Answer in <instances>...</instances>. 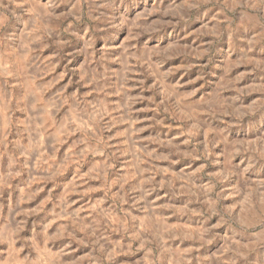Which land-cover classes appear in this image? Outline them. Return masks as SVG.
Listing matches in <instances>:
<instances>
[{"label": "clouds", "instance_id": "1", "mask_svg": "<svg viewBox=\"0 0 264 264\" xmlns=\"http://www.w3.org/2000/svg\"><path fill=\"white\" fill-rule=\"evenodd\" d=\"M206 20L213 35L241 48L253 71L264 72V60L248 59L264 40V0H0V264H264V77L247 101L248 90L228 73L219 84L205 80L208 87L194 95L181 92L179 81L165 86L168 73L154 59L165 36ZM59 64L72 91L56 87L51 69ZM133 89L140 91L131 96ZM117 96L123 102L112 111L120 115L111 116L105 101ZM144 99L141 110L155 115L133 128L142 123L133 104ZM77 122L84 130L69 139ZM125 122L129 129L106 136ZM173 126L180 132L171 139L139 136L144 127ZM89 149L103 156L91 177L101 181L102 198L69 211L76 203L69 193L96 190L79 172L59 182L55 196L46 185L32 186L37 176L51 179L70 150L83 161ZM183 160L202 163L173 171ZM48 202L46 216L33 219ZM49 214L53 221L45 223ZM59 219L67 223L51 233ZM57 240L65 243L56 248ZM73 245L88 251L73 256ZM140 251L143 257L116 259Z\"/></svg>", "mask_w": 264, "mask_h": 264}, {"label": "rangeland", "instance_id": "2", "mask_svg": "<svg viewBox=\"0 0 264 264\" xmlns=\"http://www.w3.org/2000/svg\"><path fill=\"white\" fill-rule=\"evenodd\" d=\"M214 23V22H213ZM213 23H209L207 20L204 22L203 25H196L195 29L189 30L188 32L181 33L177 36L173 33V36L169 38L165 36L164 43L161 44L159 48L156 49V55L154 57L155 60H158L160 63L158 65L159 71L161 73H168L164 77V84L165 86L169 84H175L177 81L183 86L179 90L181 92H191L194 95H199L200 92H203L208 85L205 83V80L215 81L217 84L220 83L221 78L228 73L229 75V82L236 83L237 88L247 89V95H243L241 99L247 101L251 99V97L258 95V93L251 91L253 85L258 84L260 82V78L264 77V72L259 71V69L253 71L252 64L245 61V57L243 51L240 47L234 46L230 44L224 36H217L213 35ZM170 31V30H169ZM156 33L154 35H158ZM211 49V63H209L208 51ZM51 50H45L44 56H48V53ZM248 59H255V60H264V40L258 41L254 46L252 52L249 54ZM207 65V67H203ZM72 65H69L71 68ZM209 73L204 79H198L201 75V71ZM65 72L63 64L56 65L51 69V74L56 76L59 74L58 79L59 83L56 84V87H59L61 84L67 85L68 91H72L73 84L69 81V76L64 75ZM51 78V77H49ZM203 85V87H201ZM140 89H133L130 91L131 96L137 95ZM233 93H225V95H232ZM151 90L146 89L144 92V96H150ZM123 102L122 98L117 97H108L105 101V110L106 112L110 113L111 116H118L120 113H116L112 111L115 103ZM149 101L147 99L141 100L140 102H134L133 104V116L135 118H139L142 122L140 124H132L131 127L139 128L143 125H146L150 122V119L155 113L151 110L143 111L148 106ZM109 118L106 116V119ZM6 125L2 124L0 121V130ZM129 123H117L115 127L111 129L106 136H111L113 133L121 132L124 130L129 129ZM77 128L79 131L76 133H72L69 136V139L73 135H79L81 131L84 129L80 126L77 122ZM88 130L91 131V126H88ZM180 132V128L178 126H173L172 128H149L144 127V131L139 134L141 138H149L156 136L157 133H161L160 138H165L163 133H167V139H171L172 136L178 135ZM103 139V137H102ZM123 137H117L116 140H112L111 143H116L117 140H122ZM179 139H183L180 137ZM179 142V141H177ZM65 144H61L58 148V151L55 155L50 157L51 162H56L60 152L63 151ZM149 149L156 148L157 145L151 143L148 145ZM219 151V150H217ZM160 153H167L168 149L159 148ZM47 155V154H45ZM122 159H131L130 156L122 157ZM92 160L96 163L93 165H89L88 161ZM103 156L102 155H95L88 150V153L84 156L83 161H81L72 150L69 153L65 154V159L62 163L58 166L56 174L51 177V179H42L41 177L37 176L34 178L33 187H39L41 185H46L45 191L48 188L52 189V194H55L60 191L59 182L65 180L66 178L73 177L74 172L82 173L83 178H88L89 184L95 188V191L84 192L82 198L78 196L76 193H69V200L76 201L75 204H72V207L69 211L73 209H79L82 205H84L90 197L95 198H102L104 196V191L101 187V181L99 179H94L96 173L102 167ZM161 164H166V162H160ZM201 161L198 160H183L178 165H173V171H179L182 167H186L189 164L192 166L193 169L198 170ZM215 167V166H214ZM207 171V169L205 170ZM205 180L207 177H203ZM4 177H0V185L3 183ZM10 183L14 186L16 183H19V178L11 177L9 178ZM156 180H160V176L156 177ZM53 185H57V187H53ZM69 186H65L67 188ZM115 191V189H113ZM44 193H40V196H43ZM155 195V194H154ZM161 195L163 192L161 191ZM167 199V197H164ZM36 200H39V196L36 197ZM176 201H184L186 197L178 196L175 197ZM95 202V201H94ZM35 204V200L29 201L25 204L26 208H31ZM51 203L48 202L45 205V211L39 212L33 219L40 220L46 216L47 209L51 208ZM106 206V204H105ZM59 212V209H57ZM175 219V217L173 218ZM195 219V217H194ZM53 221L52 215H47V219L45 223ZM66 219H59L52 223L50 232L55 233L62 225L66 224ZM116 237L120 236V233H114ZM56 248H59L65 243L63 240H57L54 242ZM190 244L189 241H185V245ZM56 248L53 250L55 251ZM73 248H76V251L73 253V256H83L88 251L85 247H77L73 245ZM183 248H181V252H183ZM143 251L137 252L135 256L132 257H122L117 256V261L120 260H130L139 257H143ZM82 264H88V261L85 259L82 261ZM179 264H183L182 261Z\"/></svg>", "mask_w": 264, "mask_h": 264}]
</instances>
